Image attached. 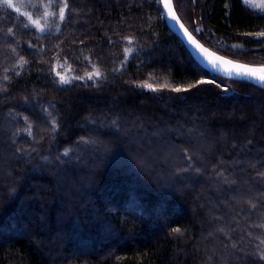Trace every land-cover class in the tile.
<instances>
[{
  "label": "trees",
  "instance_id": "trees-1",
  "mask_svg": "<svg viewBox=\"0 0 264 264\" xmlns=\"http://www.w3.org/2000/svg\"><path fill=\"white\" fill-rule=\"evenodd\" d=\"M256 1L174 4L264 66ZM0 264H264V88L203 69L161 0H0Z\"/></svg>",
  "mask_w": 264,
  "mask_h": 264
},
{
  "label": "water",
  "instance_id": "water-1",
  "mask_svg": "<svg viewBox=\"0 0 264 264\" xmlns=\"http://www.w3.org/2000/svg\"><path fill=\"white\" fill-rule=\"evenodd\" d=\"M169 28L183 41L194 60L213 75L248 82L264 88V66L252 65L228 58L206 46L180 19L174 0H161Z\"/></svg>",
  "mask_w": 264,
  "mask_h": 264
},
{
  "label": "rangeland",
  "instance_id": "rangeland-1",
  "mask_svg": "<svg viewBox=\"0 0 264 264\" xmlns=\"http://www.w3.org/2000/svg\"><path fill=\"white\" fill-rule=\"evenodd\" d=\"M20 1H23V0H20ZM249 1H251L252 3L254 2V4L255 5H257V6H260L261 4L258 2V1H256V0H249ZM44 7H45V10H43L44 11V13H45V15L47 16L48 15V7L46 6V5H44ZM158 155H161V156H163V157H169V156H172L173 155V159L175 160V158H174V156L176 155V154H174L175 153V151H171L170 149H168V148H165V147H163V148H161L158 152ZM157 156V155H156ZM156 156H147V157H145V161H147V162H155L156 160H159L160 158H156ZM156 158V159H155ZM132 160V159H131ZM161 161V160H160ZM132 162L133 163H135V161L134 160H132ZM157 163H159V162H157ZM157 163H155V164H157Z\"/></svg>",
  "mask_w": 264,
  "mask_h": 264
}]
</instances>
